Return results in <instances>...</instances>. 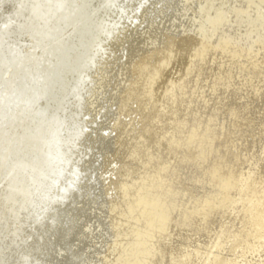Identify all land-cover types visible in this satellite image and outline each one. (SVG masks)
<instances>
[{
    "label": "bare ground",
    "instance_id": "obj_1",
    "mask_svg": "<svg viewBox=\"0 0 264 264\" xmlns=\"http://www.w3.org/2000/svg\"><path fill=\"white\" fill-rule=\"evenodd\" d=\"M0 264H264V0H0Z\"/></svg>",
    "mask_w": 264,
    "mask_h": 264
}]
</instances>
